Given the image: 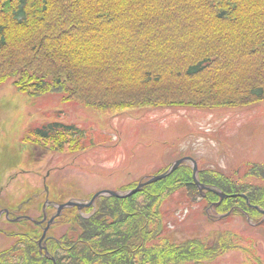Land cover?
Wrapping results in <instances>:
<instances>
[{
    "label": "trees",
    "instance_id": "1",
    "mask_svg": "<svg viewBox=\"0 0 264 264\" xmlns=\"http://www.w3.org/2000/svg\"><path fill=\"white\" fill-rule=\"evenodd\" d=\"M7 82L32 99L60 94L101 113L261 104L264 0H0V86ZM31 134L55 153L86 149L74 125L47 123ZM246 166L243 177L204 170L200 180L235 196L216 206L218 214L235 209L259 222L242 196L264 210V163ZM184 188L201 198L188 166L127 199H100L90 218L69 211L60 243H48L50 257L55 264H203L237 249L223 233L212 244L163 239V205ZM205 201L219 198L208 193ZM14 237L0 264H54L32 236Z\"/></svg>",
    "mask_w": 264,
    "mask_h": 264
},
{
    "label": "rangeland",
    "instance_id": "2",
    "mask_svg": "<svg viewBox=\"0 0 264 264\" xmlns=\"http://www.w3.org/2000/svg\"><path fill=\"white\" fill-rule=\"evenodd\" d=\"M55 122L81 130L86 149L55 153L36 144L31 131ZM185 157L194 158L202 171L234 178L244 176L247 164L264 163V103L217 110L101 113L64 103L60 94L32 99L11 82L0 86V208L25 204L23 213L37 218V208L46 198L44 184L59 202L88 201L100 192L126 191ZM195 199L184 188L164 203V240L207 239L212 244L218 234H229L238 248L203 264H264V222L255 226L238 215L209 217L205 199ZM23 226L9 223L7 217L0 221V229L7 232L24 231ZM15 240L0 234V252Z\"/></svg>",
    "mask_w": 264,
    "mask_h": 264
},
{
    "label": "water",
    "instance_id": "3",
    "mask_svg": "<svg viewBox=\"0 0 264 264\" xmlns=\"http://www.w3.org/2000/svg\"><path fill=\"white\" fill-rule=\"evenodd\" d=\"M188 163H191L192 164V168H193V180H194V183L195 185L198 187L200 193L203 195V197H206V192H211V193H214L215 195H217L220 199L219 203L217 204H221L224 200L230 198L228 195L224 194L222 191H220L219 189H216V188H213V187H210V186H206V185H203L199 178H198V175H199V169H198V165L197 163L194 161V159L190 158V157H186V158H183L181 160H178L176 161L170 168L167 172L163 173L162 175H159V176H154L146 181H141L139 183V185L137 186L136 189H133V190H130L128 192H116V191H104V192H100V193H97L96 195L93 196V198L88 202V203H81V202H74V201H69L68 203L66 204H63V205H59L57 207L58 209V213L56 216H54L50 222L48 223V228L45 229L44 231V235L41 239V242L45 239L46 237V232L47 230L49 229V227L54 223L55 219L59 216H61V213L63 210L67 209V208H78L79 210H82L84 208H89L91 206H94L96 204V202L101 198V197H114V198H118V199H127L131 196H134L138 193H140L143 188L145 186H148L150 184H153V183H156L158 181H161V180H164L166 179L167 177L171 176L180 166L184 165V164H188ZM243 198L246 199L247 201V205L257 211H259L263 216H264V210L258 208V207H254L250 204V201L245 197L243 196ZM216 204L212 205L211 206V209L214 208ZM232 213V211L230 213H228L227 215H224V216H221V218L223 217H227L229 216L230 214ZM8 214V212H7ZM47 216H45L43 222H45ZM25 220H28V221H31L37 225H41L43 222L41 223H38L36 222L35 220H33L32 218H29V217H25ZM40 242V243H41ZM45 250H46V243H44V247H43ZM54 261V259H52Z\"/></svg>",
    "mask_w": 264,
    "mask_h": 264
},
{
    "label": "flooded vegetation",
    "instance_id": "4",
    "mask_svg": "<svg viewBox=\"0 0 264 264\" xmlns=\"http://www.w3.org/2000/svg\"><path fill=\"white\" fill-rule=\"evenodd\" d=\"M55 201V200H54ZM56 202V201H55ZM22 205L20 206H17V208L15 209V210H13V211H11V213H10V219H15L16 217H21L24 213H23V211H22ZM2 211H4L3 209H0V212H2ZM52 211H54V213H49V217H48V219H47V221L41 226V227H39V229L43 232V229H45V228H47L48 227V221L51 219V217L54 215V214H56V211L55 210H53L52 209ZM67 212V211H66ZM66 212H64L63 213V217L62 218H64L65 216H66ZM3 217H5V214H3L2 215V217L1 218H3ZM39 220H42L43 219V213H42V215L40 216V218H38ZM60 225V222H59V220H57V223L55 224V225H53V226H51L50 228H49V230H48V233H47V237L49 238H51L52 237V233H54V229L57 227V226H59ZM36 227V226H35ZM38 228V227H37ZM30 229V231L28 232V234L29 233H31V235L33 236V238L35 239L36 237H37V231L35 230V228H33V227H30L29 228ZM0 233H2V234H4L5 236H9V234L10 233H8L7 231H5L4 229H0ZM38 242V241H37ZM47 244H48V242H47Z\"/></svg>",
    "mask_w": 264,
    "mask_h": 264
}]
</instances>
